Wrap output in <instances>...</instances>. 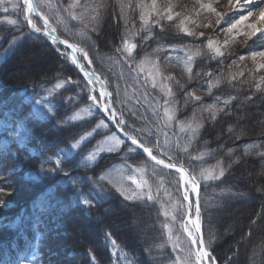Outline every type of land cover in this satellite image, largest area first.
Segmentation results:
<instances>
[{
  "label": "rangeland",
  "instance_id": "rangeland-1",
  "mask_svg": "<svg viewBox=\"0 0 264 264\" xmlns=\"http://www.w3.org/2000/svg\"><path fill=\"white\" fill-rule=\"evenodd\" d=\"M36 1L40 4L39 10L44 16L48 17L53 27L56 29L60 28L64 35L76 39L81 44H79V54H83L84 57L88 54L90 56V63L104 71L108 75L110 82L112 80L114 91L112 94H115L114 97L116 98L113 100V105L117 123L137 136L144 144L150 146L161 158L175 161L181 155L190 165V168L195 171L196 176L204 183L218 180H205L204 177L209 173L219 175L220 171L207 162L208 158H212L210 155L213 149L206 148L203 143H199L204 121L210 115H212V118H215L221 112L216 111V109L223 108L228 114H231L236 120L235 124H238L240 132L242 130L244 132L246 129L264 132V81L260 79L264 77V69L257 70L258 65L264 63V60L257 57L254 62L251 58L252 51H264V33H258L251 39L236 36L235 39H229L228 43L225 44L226 36L215 34L208 27V20L212 17V14L201 8V4H211L214 8L219 9L220 3L213 4L208 0H155V6L161 11V15H164L168 8H171L173 15L171 21L165 15L164 19L160 21V25L156 26L154 24L156 17L151 13L153 0ZM219 1L227 2L229 0ZM12 3L18 4V7L13 9L11 7ZM121 5H123V8H121ZM4 6L9 7V11L8 13H4L0 10V24L14 26L15 30H17L16 34L10 39L9 44L4 48V51H10L24 38L25 30L21 25L24 24V17L27 13L24 11V0H5V4L0 5V9ZM117 11L126 14L123 20L126 34L121 37V40L131 36L142 38V34L150 30L159 33L163 29H166L163 27L164 25L170 24L172 30L186 37L182 45L170 43V45H162L164 47L159 46L161 52L163 51L167 58L177 60L189 72L188 69H192L193 67L194 56L197 58L198 49L201 50L203 47L206 53L209 54V61L212 60L214 64L209 67L207 61H205L204 67H197L193 74V78L198 81H194L193 78V80H190V78L188 80V77L186 79L182 78L184 84L182 83L183 87L180 89V84H177L176 87L173 83L176 82L179 76L183 77L184 75H180L174 69H171L170 63H166L168 60L164 59L162 54H157L152 48L145 49L140 58L137 56L138 60L135 59L131 62L129 60L131 53L129 54V52L124 50V41L122 44L123 51L119 50V55L126 62V65L123 63L125 67L118 60L110 62L111 64H116H114L113 68L109 67L110 64L106 65L105 62L103 63V56L97 52L98 49H101L97 37L99 36L101 39H104L105 45L108 42V38L112 41L110 38L112 30L107 21L108 16L110 14L113 15L114 12L117 13ZM142 12L150 14L147 18V23L141 20ZM232 18L237 17L232 16ZM8 19H16L18 21L17 25L8 24ZM181 20H184L185 27L196 35L188 36L183 33L179 27ZM253 20H250L249 23H255ZM105 25V30H102V27ZM93 27L96 28L95 31L92 30ZM223 27H226V25L224 24ZM259 27L264 28V23L259 25ZM200 33H203V36L199 35ZM145 37L148 36L146 35ZM208 39L214 41V46L221 48L223 56H214L212 51L207 48ZM146 40L141 41L142 44ZM245 40L248 41L247 46L244 43ZM143 45L146 46L145 44ZM141 49L143 50V48ZM151 53H154L156 57L150 56L149 54ZM240 55H243L245 58L240 60ZM19 56V66L15 67V72L13 73L28 74L35 70L41 72L48 70L55 63L52 58L45 54L41 47L26 50ZM189 57L192 59L190 60ZM233 61H235L234 64L232 63ZM49 80L42 86L22 87L20 89V94L26 102L30 103L31 112H27L28 109H24L25 114L23 112L20 113H23V115H8L5 118L0 116V147L6 140L19 143L21 146L25 144L24 142L27 141L28 136L26 131L31 127L30 124H33L34 120L47 118L53 113L55 105L58 103L55 99L56 93L65 89L68 90L69 94L64 99L70 102L73 99L85 96L88 90V87L86 88L84 84L75 80H72V82L76 86L71 88L68 85L72 83L67 77H54ZM221 84H225L223 89L218 87ZM214 85H217L219 90L214 92ZM256 85H259V90ZM226 88H228L229 94L225 99L221 95L225 96ZM185 90L194 92L201 99L197 101L190 97L192 100L198 102L195 105L196 110L192 111L187 119L180 120L177 118L176 104L178 102L175 100V95L177 92ZM209 96H212V98L207 100ZM89 97V94H87L88 99ZM93 97H95V100L91 99V101L89 100L87 103L81 104L66 118V120L73 122L95 115L99 116V120L95 126L77 138V140L81 141V147L86 140L95 136L96 132L100 131L104 133V136L100 138L96 146L83 155L81 166L85 168V165L95 163L97 158L103 153L117 152L122 148L124 150V157L106 166L100 175L93 174V168L89 170L82 169V172L69 170L72 174L60 176L58 182L56 179L55 183H53L52 178L58 172H50V167L42 166L39 167L37 172H33V178L40 183L43 179L38 180L37 178L43 177L48 179L46 183L51 185L49 187L53 191L55 198L67 202L69 206H79L80 208L87 206L83 203L84 200L96 204L95 201L106 198L115 200L114 196L118 195L123 202L124 195L136 193V198L130 201L154 204L159 210L160 227L164 241L162 246H159L155 251L167 249L169 252L156 254H160L165 258L166 256L167 258L171 257L166 264H195L194 246L190 245L191 242L186 237L187 232L183 228L187 204L181 194L179 173H167L146 162L142 157L141 159L136 158L134 160L132 159L134 157L127 159L126 156H133L137 153L136 149L124 142L115 131H110L109 124L99 115L97 110V103H99L97 93L93 94ZM248 97H252V100L249 101ZM224 100H228L229 105L225 106ZM105 102L106 104L108 103L106 97ZM213 105H215V109H213ZM165 109H167V112ZM121 119L124 121L123 125L119 123ZM230 135L233 136L234 133ZM81 137H86V139L82 140ZM77 140L71 143H75ZM253 143L254 141L251 140L247 144ZM79 148L73 149L69 144L67 147L61 149L55 157L60 161L73 155ZM130 148L133 150H129ZM46 154L51 157L52 149ZM260 163L256 164L252 160H246L242 164L238 175V178L249 176L254 180V184L255 182L257 184H255L256 187L254 189L257 191L264 185V176L260 175L264 161ZM260 178H262L261 181ZM246 182L248 183V181ZM67 185L68 188L64 189ZM57 187L63 190L67 200L62 197V192ZM187 187L188 194H191L189 190L190 186L187 185ZM5 190H9V188H5ZM149 194L152 196L151 200L147 199ZM251 194L252 191L248 188L246 189L243 185L236 191L227 190L226 193L221 194V196L231 198H245L240 202L217 207L218 210L215 212L214 219L218 224H221L220 235L238 232L239 228L245 224V219L247 222L249 218L246 216L250 213L253 206L249 204L251 202ZM221 198L223 199L224 197ZM218 199V196L215 194L212 197L213 202H210L209 206L216 204ZM42 207L46 209V205ZM135 208L131 210V213L133 212L131 217L123 218L124 213H122L120 216L123 219L120 218V221L117 222L112 221L111 224L115 228L117 226V230H120L125 241H130L128 236H131V241L133 240L132 237H134L136 241L152 242L150 230L152 225L148 222V217L152 216L153 213L147 212L142 214L140 211H137L138 207ZM115 210H117V207ZM259 212L257 213V217H259ZM38 214V211H34L33 215H29L33 221H36L40 219ZM93 220L95 224L98 218L95 217ZM261 222L263 223L260 224ZM18 223H22L23 228L28 227V215H26L25 221L19 216L14 226ZM75 226L77 233H75V236L77 238L80 236L89 239L88 241L92 245H95L96 240H99V238L96 239L93 236L91 231L89 233L92 225L88 222L85 223L78 219ZM31 227H38V224L33 222ZM251 230V232L248 230L250 232L249 236L239 233L233 238V235H231V243H224L223 248H228V253H234L236 245L240 247V250L233 258L235 264H264V260L260 257L264 244V217H262L259 223L251 224ZM55 239L57 242L62 240L60 228L58 227H53V240L48 250L52 247ZM101 239L102 245L107 244L111 249L113 256L112 264H133L123 248L119 244L121 248L116 243H113V239L107 238L105 241L102 237ZM259 245H261L260 248ZM249 246L252 249L248 253L246 248H249ZM57 247H60V243L55 244L50 254L56 259L55 264H63L65 255L62 258V254L57 250ZM81 251L84 254L87 252H84L83 248L73 253L69 252L67 259L70 260L67 263L71 264L76 261L70 255L81 253ZM228 253H223L222 256H227ZM246 256L247 260L245 259ZM18 262L29 264L27 263L25 253L19 255ZM76 263L81 264L80 261H76ZM87 264H96V262L93 257H88Z\"/></svg>",
  "mask_w": 264,
  "mask_h": 264
},
{
  "label": "trees",
  "instance_id": "trees-1",
  "mask_svg": "<svg viewBox=\"0 0 264 264\" xmlns=\"http://www.w3.org/2000/svg\"><path fill=\"white\" fill-rule=\"evenodd\" d=\"M130 15V14H129ZM128 15V16H129ZM126 14L125 13H117L114 12V14H110L108 16V23L111 26V39L108 38V42L106 45L104 44V39H101V37H97L98 43H100V48L97 52L103 56V63L105 62L106 65L110 64L109 67L114 66L113 62L114 60L112 58L109 59V57L113 56V52L117 46L118 40L121 39L122 36L126 34V30L124 27V18ZM123 17V18H122ZM166 29L162 30L161 32H153L149 31L148 33H143L142 38H137L139 45L138 49L136 50L135 56H141L145 49H151L159 44H182L185 40L184 35H179L177 31H174L171 29V25L167 24L164 25ZM106 25L102 27V30H105ZM13 30L11 27H7L6 25H0V36H3L4 40L7 41L8 38H10L13 35ZM148 36L145 37L144 36ZM150 38V39H148ZM147 39L142 44L141 41ZM41 47L45 54L53 59L55 62L48 70L37 72L36 70L34 72H30L28 74H21V73H13L15 72V67L12 66L7 68L8 63L14 58L18 57V60H20V54L23 53L26 50H31L33 48H39ZM143 48V50L141 49ZM142 50V51H141ZM149 51V50H147ZM146 51V52H147ZM22 56V55H21ZM95 68L98 72H100L104 76H108L104 71L99 69V67L95 65ZM176 71V69H174ZM58 73L69 75L74 78H78L77 72L74 70L73 67H71L69 64L61 60L51 49L49 44L42 38L40 35L36 34H28L26 38L24 39V42L19 44L14 48V50L8 54L5 57V60L0 64V83L4 85H10L9 87H4L0 90V95L2 98H8V94L11 91H16L17 88L15 85L18 84H25V83H36L40 80H46ZM188 79V78H187ZM189 80V79H188ZM112 82V80H111ZM225 86V84H221L218 87L220 89ZM217 85H214V92L219 90ZM229 94L228 88H226L225 96L221 95L222 98L226 97V95ZM178 99L185 104V100H188V103L183 107L182 110L189 114L194 110H196L195 105L198 104V102L190 99L187 96V91H180L177 92ZM212 96H209L207 100H210ZM16 104L18 103L19 97L15 95L13 97ZM205 101V100H204ZM7 107L10 109H14L15 105L10 101L7 104ZM71 108H65L64 103H60V105L56 108L55 113L53 117L50 120L42 121L37 123L32 131V139L33 144L36 147L37 152V159H45L47 160L49 157L46 156L47 152H49L50 149H52V153L54 150L59 148L60 146L66 145L68 142L72 141L74 138H76L79 134L87 130L93 121H83L80 123L75 124H65L64 123V115L66 112H68ZM234 120V121H233ZM207 123V124H206ZM236 120L233 118L231 114H228L226 110H223L218 113V115L215 118H212V115H210L203 124L202 130H201V136L199 139V143H203L206 148H211L216 154V158H218L221 162V165L226 168L227 175L223 179L221 185H223L224 188H227V179H232V185H235V188L232 187L230 190L236 191L238 188H240L242 185L246 189L252 191V189L256 192L257 190L254 189L256 186V182L250 184L247 183L244 179L238 178V175L240 173V169L242 168V164L248 161L256 162V164H259L261 162L257 152L255 150L251 152H244L242 150V144L244 141H261L264 140V133L252 131L250 129L248 134H245L242 130L238 129V124H235ZM206 124V125H205ZM212 130V131H211ZM234 133L233 136L230 134ZM98 137V136H97ZM95 137V139L97 138ZM93 144V143H92ZM232 149V153L228 152V149ZM29 158L30 156L26 154ZM110 158H101L98 164V171L95 172L97 174L100 172L105 166H107L112 161L119 158V154H110ZM141 158V157H140ZM237 158H239V161L237 162ZM31 159V158H30ZM74 161L76 162V158H74ZM263 162V161H262ZM261 164V163H260ZM60 166L65 170H73L76 171H82L81 168H79L77 165H70L69 163H65L64 161L60 163ZM59 176H63V174L60 172L56 177L58 180ZM262 178H260L261 181ZM47 181V180H44ZM238 181V182H237ZM54 182V181H53ZM257 185V184H256ZM68 186H66L67 189ZM231 187V186H229ZM258 187V186H257ZM47 187L44 185L43 182H37V181H31V180H24L17 181L16 185H11L9 190L12 191L11 195H8L4 197L5 205L7 207H14L16 205H21L28 203L30 199L33 197L45 192ZM59 189V187H57ZM60 192H62V197L67 200L66 196H64V192L62 189H59ZM260 195H253L251 194V199H255L254 202L249 203L252 206L250 213L246 216L249 218L245 224H243L238 232L228 233V234H222L223 236L220 238L219 242V250L222 251V253L219 254V257H226L222 256L223 253H228V248H223L224 243L227 242L230 244L233 235V238L241 233L244 236L250 235L251 230V224L253 223H259L264 217V192L257 191ZM256 192V193H257ZM253 193V191H252ZM114 199H105L103 201H100L96 204L87 205V207L80 208L79 206H69L67 202H63L58 199H52L53 201V207L50 213L54 211H58L57 213L51 214L55 220L60 221V235L62 237V240L57 242L55 241L52 243V247L49 249V245L51 241L53 240V235L50 234V238L47 240L49 242L45 243L44 247L47 249L48 254L51 256L50 252L53 250V247L56 243H60V247H57V250L62 254V258L65 255V258H63V264H68L67 261L70 259H67V254L69 252H75L78 251L80 248H83L84 252L87 251V255H92L93 258L96 261V264H110L111 263V255L109 249L105 245H102V238L106 237L107 234H110L111 237H113L117 242L121 243L124 246H129V248L133 251L135 255H138V264H157L159 261L153 258L154 255L152 250L154 248H157L159 246V237H158V230H157V217L156 215H152L148 217V222L152 225L151 226V234H152V242L148 241H136L134 237L128 236L130 241H125L120 233V230H117L112 225V221H120L119 219L123 218H129L133 215V212L131 213V210L136 209L135 207H138L137 211H140L142 214L149 212L145 209L142 204L129 202L126 200H121V198L118 195L114 196ZM242 198V199H241ZM241 198H223L216 201V204L209 206V203H207L204 207V213H203V219L205 224L208 226H215L218 233H220L221 224H218L216 222L215 218V212L218 210V206L222 207L226 204H232L236 202H240L245 197ZM213 202V201H212ZM61 203L63 205L61 206ZM117 207V210H115ZM121 207V208H120ZM260 211V212H259ZM259 212V217H257V213ZM122 213H124V217L120 216ZM151 214V212H150ZM254 215V217H252ZM98 218L97 222L94 224V218ZM80 219L83 222H88L92 225L91 230L89 229V233L93 234L96 239L99 238V240H96V244L92 245L89 243V239L83 238L78 236V238L75 236L76 233V220ZM225 223V222H222ZM261 222L260 224H262ZM48 227L47 221H44L43 226ZM94 227V228H93ZM250 232H249V231ZM77 234V233H76ZM231 236V238H230ZM128 238H126L128 240ZM225 241L223 244L222 242ZM63 242V243H62ZM261 242V240H260ZM263 243V241H262ZM261 245H259V248ZM128 248V247H127ZM258 251H260V249ZM248 250V253L251 251L252 248H246ZM245 249V250H246ZM256 249V250H257ZM240 250V248H239ZM239 256V255H238ZM71 258L76 259V261H80L81 264H87L88 256H86L82 251L81 253H76L73 255H70ZM260 257L262 260H264V244H263V252H261ZM53 261L56 260L52 256L50 257ZM247 260V256L245 258ZM44 260L46 262L50 261L47 257H44ZM76 261L72 262L71 264H77ZM246 262V261H245ZM230 264H235L234 259L230 261Z\"/></svg>",
  "mask_w": 264,
  "mask_h": 264
},
{
  "label": "snow or ice",
  "instance_id": "snow-or-ice-1",
  "mask_svg": "<svg viewBox=\"0 0 264 264\" xmlns=\"http://www.w3.org/2000/svg\"><path fill=\"white\" fill-rule=\"evenodd\" d=\"M246 3L248 5H253V8L256 9V11H253L251 9H249L246 14L244 13H240L239 14V18H232V16H226L225 14L219 12L216 10V8H214L211 4H201V8L205 9L208 13L210 14H214L215 16V24L217 26L221 25L222 22L223 24L226 25V27L222 28V31L225 33L226 39L224 41L225 44L228 43L229 39H235L236 36H243L246 37L248 39H251L252 37L256 36L258 33H264V28H260L257 25L264 23V7H261L260 4L264 3V0H246ZM5 4V0H0V5ZM229 6L234 8V9H241L242 7H244L243 5L240 4V0H229ZM11 7L13 9H16L18 7V4L16 3H12ZM70 7H72V5H70ZM39 8H40V4H34L33 0H24V11H26L27 15H25L24 19L27 22V24L30 26V28L32 30H34L35 32H41L43 30L44 35L51 37V40L53 43H62V44H66L68 48L72 49L73 53H75L77 51V48L75 45L73 44H68L67 41H60L59 37L54 35L56 29L53 28L49 22L48 17L43 16L40 14L39 12ZM121 8H123V5H121ZM4 13H8L9 11V7L4 6L2 9ZM151 13L155 15L156 19L154 21V24L156 26L160 25V21L162 19H164V16L166 15V18L171 21L173 19V15H172V10L171 8H168L164 15H161V11L159 9L156 8L155 6V0H153V3L151 5ZM33 14L36 15H40L41 20L43 21L42 27H38L37 23L34 22L33 20ZM149 13H145L142 12L141 13V20L145 21V23H147V18L149 17ZM179 15V14H177ZM250 19H255L256 23H249ZM7 23L10 25H17L18 21L16 19H8ZM211 23L208 24V27H211ZM180 30L185 33L188 36H194L196 35L194 32L190 31L187 27H185V21L181 20L180 21ZM93 31L96 30L95 27H93L92 29ZM199 35L203 36V33H200ZM245 45L247 46L248 41L245 40L244 41ZM135 47V45L129 46V44L127 43V41L124 42V50L129 52V54L131 53V48ZM207 48L209 50L212 51V53L214 54V56H223V53L221 52V48L214 46V41L212 39H208L207 41ZM119 50V49H118ZM260 57L261 60H264V51H252L251 52V58L252 60L255 62L256 58ZM245 57L243 55L239 56L240 60H243ZM189 59L191 60L192 58L189 57ZM72 62L75 64L76 63V58L75 56H73ZM233 64L235 63V61L232 62ZM80 68H83V65H77ZM260 69H264V63H260L257 67V70ZM189 73H191V68L188 69ZM94 75V73H93ZM242 75V73H241ZM233 79H235V77H233ZM261 81H264V77L260 78ZM191 80V77H190ZM92 81L89 80V84H91ZM217 83H219V81H217ZM257 89L259 90V85H256ZM100 95L103 97L105 95V93L103 91H101ZM188 97H192L195 100L199 101L201 99L200 96L195 95L194 92H188L187 93ZM93 100H95V97L92 98ZM219 99V98H217ZM249 101L252 100V97H248L247 98ZM188 103V100H185V104ZM224 105L227 106L229 104L228 100H224ZM213 109H215V105H213ZM109 108L105 107V111H108ZM165 111L167 112V109H165ZM216 111H223V108L220 109H216ZM113 116H115V112L112 113ZM171 118V117H170ZM214 118V117H213ZM119 123L121 125L124 124L123 119H121L119 121ZM91 135V134H89ZM127 135V134H126ZM82 140L86 139V137H81ZM138 144L137 139L135 136L131 137V145L136 146ZM71 147L73 149H77L80 147L81 145V141L77 140L75 143H70ZM138 147H142L143 151L145 153H147L152 160L156 161L157 164H164L163 160H158L156 158V156L152 155V150L148 147H144L143 144L138 145ZM129 150H133V149H129ZM232 149H228L229 153H232ZM258 156L260 158L261 161H264V152H260L258 153ZM89 159H91V157H89ZM239 161V158H237V162ZM56 166L53 168H49L50 171H61L63 172L64 175L68 174V171L63 169L60 166V161L56 160L55 162ZM166 167L168 168H176L175 164H167ZM178 172H180V179L183 181L184 180V169L183 167H180L177 169ZM225 170L223 168L220 169L219 171V175H215L214 173H209L207 176L204 177L205 180H215V179H219L220 177H222L224 175ZM261 176H264V166H262L261 168V172H260ZM135 183V181H133ZM185 185L188 184V181H184ZM191 191L194 193L198 194V184L195 178H192L191 180ZM258 191L260 192H264V185L261 186V188L258 189ZM12 191L11 190H5L3 187H0V207H2L5 203L4 197L11 195ZM123 195V193H122ZM136 193H133L132 195H124V199L125 200H132L134 198H136ZM147 199L151 200L152 196L149 194L147 196ZM189 199V194H188V189L187 187L185 188L184 194H183V200L187 201ZM83 203L85 205H91V201L88 200H84ZM195 216L196 219L195 220H190L189 223L191 224V228L188 226V223H185L183 228L184 231L187 232L189 240L191 242L192 245H199L200 246V250L196 252L195 255V264H204L205 260H207V264H218L216 257L213 255L215 249H211L209 251H204L203 250V245H204V240L201 239L199 237V233H200V228H201V224H200V206H199V200H196L195 202ZM192 205H189V208H191ZM110 235V234H109ZM113 243H115V241H113ZM231 258H229L226 261V264H230Z\"/></svg>",
  "mask_w": 264,
  "mask_h": 264
},
{
  "label": "bare ground",
  "instance_id": "bare-ground-1",
  "mask_svg": "<svg viewBox=\"0 0 264 264\" xmlns=\"http://www.w3.org/2000/svg\"><path fill=\"white\" fill-rule=\"evenodd\" d=\"M210 3H213V4H216V3H220V8L218 9H216L217 11H219V12H221V13H223V14H225L226 16H235V17H237V19L239 18V14L240 13H244V14H246V12L249 10V9H251V10H255L256 11V9H254L253 8V5H248L247 3H246V0H240V4L241 5H243L244 7H242L241 9H239V10H237V9H234V8H232V7H230L229 6V1H227V2H224V1H219L218 2V0H208ZM260 6L261 7H264V3H261L260 4ZM251 21L253 20V19H250ZM249 20V21H250ZM253 22H255L256 23V20H253ZM209 23H211V27L209 28L210 30H213L214 31V33L215 34H217V35H225V33L222 31V28H223V22H222V24L221 25H219V26H217L216 24H215V16H214V14H212V17L208 20V24ZM262 24V23H261ZM261 24H259V25H261ZM259 25H258V27H259ZM68 44H73V43H71V42H67ZM74 45V44H73ZM70 49V48H69ZM68 49V50H69ZM71 50V49H70ZM19 63H20V61L18 60V57L16 56V57H14L9 63H8V65H7V68H9V67H12V66H19ZM80 70H81V72H84V70H83V68H80ZM105 111V110H104ZM106 112V111H105ZM244 133L245 134H248L249 133V130L248 129H246V130H244ZM258 149H259V151L260 152H263V148L261 147V145H259V147H258ZM241 179H244V180H246V181H248L250 184H252L253 182H254V180H252L249 176L248 177H240V180ZM238 182V181H237ZM252 191H253V195H260L257 191V193L252 189ZM254 200L255 199H251V202H249V203H252V202H254ZM189 219H187V221H188Z\"/></svg>",
  "mask_w": 264,
  "mask_h": 264
},
{
  "label": "water",
  "instance_id": "water-1",
  "mask_svg": "<svg viewBox=\"0 0 264 264\" xmlns=\"http://www.w3.org/2000/svg\"><path fill=\"white\" fill-rule=\"evenodd\" d=\"M118 130V129H117ZM119 131V130H118ZM121 134L129 141V142H131V138L128 136V135H126L125 133H123V132H121ZM137 146V148L142 152V153H144L145 155H148L147 153H145L144 151H143V148L142 147H138V144L136 145ZM195 211L193 212V219L195 220ZM198 235H200V233L198 234Z\"/></svg>",
  "mask_w": 264,
  "mask_h": 264
}]
</instances>
